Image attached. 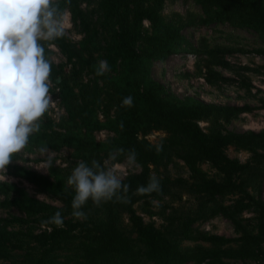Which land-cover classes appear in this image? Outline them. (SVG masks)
Returning a JSON list of instances; mask_svg holds the SVG:
<instances>
[{
    "label": "trees",
    "instance_id": "16d2710c",
    "mask_svg": "<svg viewBox=\"0 0 264 264\" xmlns=\"http://www.w3.org/2000/svg\"><path fill=\"white\" fill-rule=\"evenodd\" d=\"M191 1L199 6L200 16L184 19L172 14L166 20L161 15L164 0H54L59 11L69 15L81 39L75 44L63 35L39 41L51 65L50 91L57 92L64 116L55 125L46 112L42 126L29 136L24 149L47 147L57 152L67 148L79 162L91 166L95 160L103 168L104 158L115 155L113 161L120 162L134 150L140 171L121 179L122 185H128L127 193L121 190L99 206L89 198L80 209L86 219H77L71 206L74 186L65 184L59 170L49 166L45 176L9 164L6 169L12 177L58 205L0 182V195L10 196L0 207L20 214L0 218V261L10 260L13 252L20 251L24 264H264V202L247 191L264 184V155L257 152L264 150V130L228 132L222 126L252 108L178 99L150 76L153 62L178 54L196 57L194 68L198 73L203 70L208 85L233 82L216 68L251 71L232 67L227 57L251 54L264 59V0ZM89 5L91 10L86 8ZM194 25L249 30L262 45L251 50L233 41L209 46L204 38L192 45L180 31ZM50 46L63 56V65L51 61ZM102 60L109 70L98 75ZM128 96L133 98L132 107L122 104ZM200 122L207 124L205 130ZM98 131L110 136L96 141ZM152 133L161 134L156 142L147 140ZM158 146H162L159 152ZM229 147L248 153L250 161L228 158L225 150ZM118 149L124 151L118 153ZM174 160L183 164L186 178L166 174L167 165ZM204 165L213 171V177L207 175ZM153 173L159 178L160 190L138 194L137 188L146 186ZM179 193L194 200L193 211L181 217L167 216L162 230L144 223L134 209L138 205L140 213L151 217L156 215L151 211L152 202L163 197L179 200ZM226 196L234 197L229 205L218 202ZM249 210L255 213L254 232L247 230L241 218ZM58 211L63 227L45 223ZM216 216L227 220L240 236L225 238L194 229L195 223ZM29 223L37 224L39 230H32ZM183 241L195 245L182 248Z\"/></svg>",
    "mask_w": 264,
    "mask_h": 264
},
{
    "label": "rangeland",
    "instance_id": "374dc122",
    "mask_svg": "<svg viewBox=\"0 0 264 264\" xmlns=\"http://www.w3.org/2000/svg\"><path fill=\"white\" fill-rule=\"evenodd\" d=\"M91 10L92 5L86 6ZM172 14H176L182 18H186L187 15L200 16L201 11L198 5L194 4L191 0H164L161 15L168 20ZM63 21L65 25L64 36L69 38L73 43H78L81 39L78 31L71 24L69 15L63 13ZM146 28V23L143 24ZM185 41L192 45H196L200 38H204L207 45H219L226 44L229 41H233V44L241 46L245 49L251 50L261 47V40L257 36L245 29H233L227 25H194L184 27L180 31ZM50 49V59L56 65H63L65 59L59 53V51L53 46ZM196 57L189 54H178L168 57L163 62H153L150 69L151 78L161 84L170 94L178 99H184L187 97L202 101L204 103L216 104V105H229V106H249L252 108L251 112L242 113L237 118L232 119L229 123L223 124V129L228 132H243L254 131L258 132L264 130V59L251 54H233L227 57V61L234 68L247 67L251 71H237V73L222 70L216 68L222 76L230 78L233 82L208 85L203 80V70L199 73L194 68ZM243 80V81H242ZM242 81V82H241ZM248 85V87L244 86ZM57 92L50 91L52 101H55V105L50 107L47 111L49 118L53 124H57L59 118L64 116L62 108L57 101ZM56 110V111H55ZM53 116V118H52ZM57 118V119H56ZM40 124H43V117H41ZM200 128H206L207 124L204 122L199 123ZM56 128V127H55ZM110 136L108 132L98 131L94 133L96 141H103L106 137ZM161 136L160 133H152L147 137L150 142H156ZM258 154L264 155V150H258ZM72 151L67 148H61L57 152L48 151L41 153L37 149H23L21 152L15 153L12 156L10 165H20L28 169H31L41 175H48V167L51 166L60 171L63 176L64 182L67 186L71 187L67 180L71 175L73 169L78 165L79 161L73 158ZM225 154L228 158L234 159L239 163H245L250 161V155L243 151L234 150L229 147L225 150ZM51 161L49 165L47 161ZM103 164L105 169H113L117 176L124 179L128 176L135 175L140 171V167L135 163L133 165L127 164V158H124L120 162H115L111 158H104ZM209 177H213V171L206 165L202 167ZM166 174L170 178L183 177L186 178L188 173L183 164L174 160L166 167ZM4 173L0 172V182H6L14 184L18 189H21L29 196L36 198L40 201L46 202L52 205H58L50 197L40 193L35 187L26 183L23 180L12 177L7 169ZM254 198L259 195V198L264 202V184L257 187H249L247 190ZM180 199L173 200L170 197H163L159 201L152 202V212L156 215L151 217L145 216L139 211L138 205L134 206L137 214H139L144 223H151L155 228L162 230L166 225L165 219L167 216L181 217L193 211L194 200L184 193H179ZM10 196L4 198L0 195V202L9 199ZM234 197L226 196L218 199V202L223 205H229ZM159 206H162L160 208ZM163 213V214H162ZM9 215L20 216V214L13 208L4 209L0 207V218L8 217ZM22 216V215H21ZM255 213L251 210L243 212L241 218L243 219V225L247 227L248 231H252V225L254 224ZM248 220V221H246ZM122 224L126 227L128 225L125 216L122 217ZM29 226L35 232L39 230L35 223H29ZM194 229L206 234L217 235L225 238H237L240 233L236 231L233 226L224 218L216 216L204 222H197L193 225ZM202 246H207L206 243H197ZM195 243L183 241L180 243L182 248L191 247ZM24 252H13L12 258L7 261H0V264H24L22 256ZM231 264H255L254 262H234Z\"/></svg>",
    "mask_w": 264,
    "mask_h": 264
},
{
    "label": "clouds",
    "instance_id": "9594fccd",
    "mask_svg": "<svg viewBox=\"0 0 264 264\" xmlns=\"http://www.w3.org/2000/svg\"><path fill=\"white\" fill-rule=\"evenodd\" d=\"M64 31L63 14L54 0H0V172L5 179L13 154L27 146L29 136L40 129L41 117L55 105L50 95L51 65L39 41L61 37ZM99 68L98 75L108 71L107 61H100ZM122 104L132 107L133 98L125 97ZM161 149L162 146L157 147L158 152ZM48 151L47 147L40 149L41 153ZM135 161V151H129L127 164L133 165ZM47 163L50 165L51 161ZM67 183L75 189L71 206L77 219H86L80 209L89 198L99 206L119 191H128V185H122L113 169H105L95 160L91 166L79 162ZM159 190V178L153 173L148 184L136 191L147 194ZM45 223L63 227L61 213L56 212Z\"/></svg>",
    "mask_w": 264,
    "mask_h": 264
},
{
    "label": "built area",
    "instance_id": "2783aa9c",
    "mask_svg": "<svg viewBox=\"0 0 264 264\" xmlns=\"http://www.w3.org/2000/svg\"><path fill=\"white\" fill-rule=\"evenodd\" d=\"M58 101V100H57ZM56 111V110H55ZM62 111V113H63V110H61ZM52 118H53V116H52ZM57 119V118H56ZM102 132H105V131H102Z\"/></svg>",
    "mask_w": 264,
    "mask_h": 264
}]
</instances>
